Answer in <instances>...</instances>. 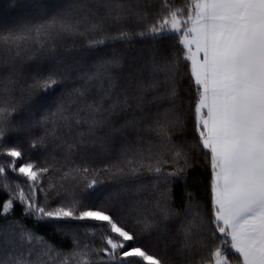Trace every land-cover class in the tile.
<instances>
[{"label": "snow or ice", "instance_id": "6c2138e0", "mask_svg": "<svg viewBox=\"0 0 264 264\" xmlns=\"http://www.w3.org/2000/svg\"><path fill=\"white\" fill-rule=\"evenodd\" d=\"M0 264H264V0H0Z\"/></svg>", "mask_w": 264, "mask_h": 264}]
</instances>
